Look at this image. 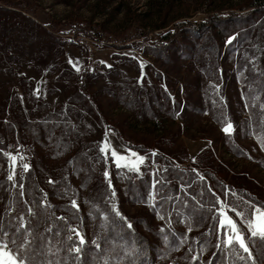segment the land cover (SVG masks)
<instances>
[{
  "label": "rangeland",
  "instance_id": "374dc122",
  "mask_svg": "<svg viewBox=\"0 0 264 264\" xmlns=\"http://www.w3.org/2000/svg\"><path fill=\"white\" fill-rule=\"evenodd\" d=\"M52 23L57 26L54 30ZM36 24L66 43L36 33ZM78 42L87 47L86 62ZM216 49L219 53L213 54ZM262 58L264 0H0L1 116L5 120L59 119L69 126L72 159L77 164L84 160L78 171L71 169L75 185L86 178L87 171H107L123 189L129 178H155L162 166L158 154L197 166V157L207 149L204 162L215 160L229 172H243L264 187V151L252 135L243 94L246 69H238L246 59L256 65ZM62 59L77 74L84 69L98 72L88 89L104 115L120 125L125 136L150 138L157 148L143 151L127 146L113 129L91 117L78 102L77 77L69 72L61 75L66 70ZM138 93L149 100L148 110H139L131 97L127 99ZM216 100L226 107L223 117L213 108ZM172 102L179 104V110L169 114ZM151 110L157 114L154 118L148 116ZM229 123L231 131L225 132ZM233 132V142L238 141L247 156L229 151L224 136ZM30 146L28 140L19 146L10 140L0 147V173L16 181L26 171L23 165H30ZM113 151L117 156H112ZM57 152L41 151L37 170L60 184L61 198L72 202L76 188L68 189L64 158ZM148 199L153 200V193H148ZM122 207L156 227L147 203L125 201ZM230 207L250 234L248 221H254L257 234L264 229V211L259 207ZM227 209L221 208L220 220L233 221ZM224 226L231 229L227 220ZM74 230L82 236V227L76 225ZM19 259L0 241V264Z\"/></svg>",
  "mask_w": 264,
  "mask_h": 264
},
{
  "label": "trees",
  "instance_id": "16d2710c",
  "mask_svg": "<svg viewBox=\"0 0 264 264\" xmlns=\"http://www.w3.org/2000/svg\"><path fill=\"white\" fill-rule=\"evenodd\" d=\"M21 18L33 23L24 15ZM36 26V33L50 35L58 44L66 43L52 31ZM50 28L56 29V23L50 24ZM246 34V31L241 33L240 41ZM76 45L86 62L87 47L79 42ZM61 51L58 55L62 57ZM212 53L217 54L219 50ZM62 60L66 70H62L61 75L69 72L77 77L78 102L91 117L113 129L127 146L143 151L157 148L150 138L125 136L122 127L104 115L101 104L88 89L90 82L99 77L98 72L84 69L77 74ZM246 60L238 69L242 66L246 69L242 83L250 127L264 151V58L256 65ZM216 66L214 61V69ZM127 97L133 99L139 110L151 107L141 93L136 98H132V94ZM216 102L212 103L213 108L225 115L224 104ZM158 105L163 107L161 102ZM169 106V114L179 110L178 103L172 102ZM151 111L148 116L154 118L157 114ZM69 131V126L59 119L5 120L0 111V147L10 140L18 146L28 140L32 148L30 165L16 181L0 173V241L25 264H264V236L250 234L230 207L251 204L264 211V187L245 173H231L215 160L204 162L203 156L209 152L206 149L197 157V166L158 154L162 166L157 176L129 178L123 189L110 176L94 171H87L83 182L75 185L71 169L78 171L84 160L78 164L73 161ZM234 136V132L224 136L229 151L247 156L246 149L238 145V141L233 142ZM255 148L259 151L257 144ZM43 150L58 151L57 155L64 158L68 189L76 188L75 205L61 198L60 184L44 178L37 170L36 161ZM149 192L153 193V200L148 199ZM125 201L147 203L151 218L157 221L156 227L149 225L146 218L126 213L122 207ZM223 206L228 207L227 213L240 227L247 252L235 240L225 243L226 234L232 233L220 224L218 209ZM76 225L83 229L84 244H80L76 235ZM76 247L80 252L73 251Z\"/></svg>",
  "mask_w": 264,
  "mask_h": 264
},
{
  "label": "snow or ice",
  "instance_id": "6c2138e0",
  "mask_svg": "<svg viewBox=\"0 0 264 264\" xmlns=\"http://www.w3.org/2000/svg\"><path fill=\"white\" fill-rule=\"evenodd\" d=\"M228 39L231 40L232 37H229ZM224 131L225 132H230L231 131V123H229V124H227L225 126ZM100 151L101 152H104L105 151V147L104 146H101ZM7 155L9 157H12L13 162H15V157L12 156V153H7ZM133 155H135V154H133ZM112 156H114V157L117 156V153L115 151H113L112 152ZM119 159H123V157H120ZM139 160L141 162H143L144 157H142V156L139 157ZM117 166H119V165H117ZM23 167L26 170L29 167V165L24 164ZM104 175L107 177L108 176V172L105 171ZM12 178H13L12 175H9L8 179L11 180ZM72 203H73V205L76 204L75 201H72ZM29 211H31V210L29 209ZM218 211H222V210L218 209ZM257 211H259V210H257ZM237 214L238 215H243V213H237ZM116 215L119 216L120 213L117 211L116 212ZM225 220H227V225H230L231 226V229L230 230H231V233H232L230 235L229 234H226L227 235V239L225 240V243L231 244L235 240L239 244L240 248L244 249V251L247 252L248 251V248H247V246L245 244V240L243 238V234L237 229L236 224L231 219H227L226 217L225 218H222L220 220L221 225H224L225 224ZM248 225H249V229L252 231V235H256L257 232H256V229L254 228V221H248ZM128 227L131 228L132 225L129 224ZM76 235L79 236V233L77 232ZM260 235L261 236H264V229H260ZM79 240H80V244H84L85 241H84V238L82 236H79ZM25 243H27V241H25ZM20 247L21 248H24V244H21ZM80 250L81 249L79 247H76V248L73 249V251H75V252H80ZM195 258L196 257L194 256L193 259H195ZM13 264H25V261L23 259H19V260L13 261Z\"/></svg>",
  "mask_w": 264,
  "mask_h": 264
}]
</instances>
